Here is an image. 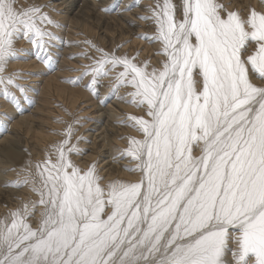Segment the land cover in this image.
I'll use <instances>...</instances> for the list:
<instances>
[{
  "label": "snow or ice",
  "instance_id": "6c2138e0",
  "mask_svg": "<svg viewBox=\"0 0 264 264\" xmlns=\"http://www.w3.org/2000/svg\"><path fill=\"white\" fill-rule=\"evenodd\" d=\"M46 6L0 0V96L17 112L33 101L18 82L24 74L7 71L29 53L16 42L56 68L62 38L52 29L62 25ZM147 8L139 18L155 30L138 35L160 45L156 65L84 41L99 55L79 53L90 63L65 78L89 77L84 87L96 96L103 77L108 95L131 89L118 98L141 114L121 122L139 135L119 155L139 175L101 183L95 161L72 158L86 138L76 135L80 120L67 122L44 158L9 182L37 199L0 217V264H264V8L222 0ZM9 119L0 112V128Z\"/></svg>",
  "mask_w": 264,
  "mask_h": 264
},
{
  "label": "bare ground",
  "instance_id": "6f19581e",
  "mask_svg": "<svg viewBox=\"0 0 264 264\" xmlns=\"http://www.w3.org/2000/svg\"><path fill=\"white\" fill-rule=\"evenodd\" d=\"M54 1L55 0H18V6L27 7L33 4L47 5L43 8V11L47 12L53 19L59 21L62 25L61 28L52 30L56 31L62 38L60 47L64 44V50L71 49L72 51L74 49L76 50L77 48L80 49L79 43L81 44L82 40L85 38V40H89V38L92 39L93 37L95 38V33L98 31V28H101V30L103 29V32H108L110 35L111 31H109V29L112 27L110 26L111 22L112 25L116 26V29L112 28L113 31L111 34L113 37L112 39L110 38L111 40H109L111 43H113L115 41L113 38L117 36L118 32H116V30L120 31L122 26L120 23H118L117 19H119L121 23H123V26L125 28L127 27V29L130 28H128L126 23H129L131 26H134L136 23V30L133 33L134 37L139 36L138 34L140 33H147L148 35H151L155 30L154 24L151 20H143L139 18L141 15H150L147 6L154 5L155 0H142L141 4L135 8V10L133 9V12H135L134 14H138L136 16L137 20L135 23L133 22L135 20V15H128L132 12V10L130 13L127 12L128 14H124V12L121 13L122 10L125 9L123 6L130 4L129 0H122L123 2L121 6H118L119 9L117 7L119 10L118 12L121 14L116 17L117 19L110 15L111 17L109 16L110 19L108 22H104V18L106 17H101V12L100 15L99 13H94L95 10L93 9V6H96V4L98 5L100 2L101 6L102 4L105 6L106 3L108 4V2L111 0H57L59 3H55ZM175 2L179 3V0H175ZM222 2L229 8L232 6L243 7L247 5L256 7L257 9L264 8V3H262L261 0H222ZM49 3L55 4H50L52 6L51 7ZM74 5L78 8L74 14H71L72 16L70 17L66 13L69 10L72 11ZM56 6H58V8L61 6L64 9L63 14H61V12H57L55 8ZM89 6L93 10H91ZM53 9L55 10L53 11ZM124 11L126 12V10ZM124 21L127 22L125 23ZM119 24L121 26H119ZM127 29H121L119 32L120 36L123 33L122 31L124 30V32H126ZM127 36L129 38L132 37L129 35ZM97 37L98 36H96V40ZM105 37L106 36H103L104 39L102 38L100 45L106 42ZM142 40L144 39L140 37L138 38V41ZM74 41H78V44L76 42L73 43ZM91 41L93 42V40ZM118 41H120V39ZM118 41L116 40V42ZM148 43L149 40L147 39L143 41V44L141 45L142 47H139L137 51L138 55L135 53L136 60L138 62L148 60L151 65H156L157 62L162 58L159 54L160 45L155 42H150V47L153 50V53L147 55L148 51L146 48ZM131 44H133V46L137 45L136 41L134 40ZM16 46L17 48L21 47V49H28L29 53H27V56L25 55L24 57H27L31 61L27 60V62H25L26 60L22 61L21 59H16L14 61L10 60L7 66V71L11 72L14 70H19L22 74H24V78L21 79L23 82L27 79H31L30 81H33L32 79H34L35 83L29 86L28 94L32 101L36 100L37 102L35 103L36 105L32 103L35 105L34 107L32 106V111L35 112L31 113V115H28L26 112L28 115L26 116V114L22 115V111H19L20 113L17 112L13 105L8 103L2 96H0V112H7L11 117L16 118L15 120L11 118L7 121L6 133L0 139V217L8 212V210L17 207L23 200L37 199L36 194L32 192L29 186L25 185L23 187H15L9 182L22 179L26 175L29 161L34 163L44 158L45 152L49 145L61 139L59 133L65 128L66 123L75 121V118L72 116V112L74 109L79 107L83 114L86 115L89 113L93 116H91L90 122H88V120L83 121L84 125L82 126H84V130H81L83 129L81 125H78V127L76 126V135H81L86 139L81 140L79 143L80 148L84 149L83 154L79 156L73 155L72 158L81 167H85L95 161L98 174L103 177L101 183H107L109 180L117 178L122 180H135L139 173H130L124 167L125 165H130L134 162L127 157L121 158L119 155L121 150L127 146V137L139 135L135 129L129 127L127 124L124 125V123L121 122L125 119L126 114H141V109L136 108L133 104L126 103L118 98L119 95H125L127 92H130L131 89L125 87L119 88L117 94L113 95V100L111 101L113 105H110L109 103L106 107H104L102 106L103 104L101 103V100L110 86H108L107 83H102V86H100L98 89L100 91L99 99L95 102L92 101L93 103L91 104L80 106L81 102L87 103L94 99L88 97V89L83 88L80 90L76 89V87H68L65 85L67 70L66 66L64 65V59L61 52V57L58 56L57 58V64L55 68L56 71H48L42 62L37 60L34 55L30 54L32 46L24 38L19 39L16 42ZM134 52V48L130 49L127 46L122 47V45L120 51H118L120 55L127 53L129 56H133ZM96 54L99 55L97 52ZM28 73L33 74L28 75ZM36 78H39V82ZM87 79L89 80V77H84L85 81ZM85 81H83V85L85 84ZM28 104L29 103L22 104V110L28 109V111L30 110L29 112H31V109L26 108L28 107ZM93 106H96V108L93 109ZM2 129L3 128H0V134L3 133V131L1 132ZM22 142L28 146L27 151L23 153L21 150H16V148L20 147L19 143L21 144ZM13 146H16L13 148L15 150L7 149L3 152L6 147L10 148ZM86 148L91 149L90 153L85 154ZM129 160L132 163L128 164L127 161ZM37 214H39V208L37 209Z\"/></svg>",
  "mask_w": 264,
  "mask_h": 264
},
{
  "label": "rangeland",
  "instance_id": "374dc122",
  "mask_svg": "<svg viewBox=\"0 0 264 264\" xmlns=\"http://www.w3.org/2000/svg\"><path fill=\"white\" fill-rule=\"evenodd\" d=\"M111 1H113V2H111ZM111 1H109L108 2V4L106 3V5L105 6H107V7H105L104 6V4H102V6H101V2L97 5L96 4V6L94 5L93 7V9L95 10V12L94 13H99V15H100V12H101V17H106V18H104V22L105 21H109V19H110V17L112 16V17H114V18H116L117 16H119L121 13H123L124 12V14H128V13H130V11L132 10V12L130 13V14H128V15H133L135 12H133L134 10H135V8H137L140 4H141V2H142V0H129V5H132L130 8H128L127 10H126V12L124 11V10H122V12L120 13V12H118L119 10V7L118 6H121V4H122V2L124 1H122V0H115V2H114V0H111ZM55 3L56 2H58L57 0H55L54 1ZM120 2V3H119ZM55 3H49V5L51 4H55ZM59 3V2H58ZM57 3V4H58ZM111 3V4H110ZM92 4V3H91ZM116 4V5H115ZM120 4V5H119ZM50 5V6H51ZM93 5V4H92ZM127 5V4H126ZM126 5H124V6H126ZM98 6H100V7H98ZM112 6V7H111ZM123 6V8H125ZM52 7V6H51ZM53 7H54V5H53ZM90 7V6H89ZM98 7V8H97ZM104 7V8H103ZM111 7V9H113V10H111V11H106V12H104V10H101V9H105V8H110ZM117 7H118V9H117ZM56 8V10H57V12H61V14H63V12H64V9L60 6V8H58V6H56L55 7ZM77 6H75L74 5V8L72 9V11H68L66 14H68V16H72L71 14H74L75 12H76V10H77ZM101 8V9H100ZM90 9L91 10H93L91 7H90ZM130 9V10H129ZM134 9V10H133ZM98 10H100V11H97ZM117 10V11H116ZM129 10V11H128ZM88 11V10H87ZM103 11V12H102ZM128 12V13H127ZM102 13H103V15H102ZM109 13V14H108ZM70 14V15H69ZM107 14H108V19H107ZM116 16H115V15ZM111 15V16H110ZM135 15V16H134ZM133 16H134V23H135V21L137 20L136 19V16L138 15V14H134ZM110 16V17H109ZM117 19V18H116ZM118 20V23H120L122 26H123V23H121V21L119 20V19H117ZM125 23L127 22V21H124ZM133 23V24H134ZM119 24V26H121ZM126 25L128 26V28H130V29H127V27L125 28L124 26H123V28H122V26H121V29H127L126 30V32H124V30L122 31L123 33H122V35L120 36V34H119V32L121 31V29H120V31L119 30H116V32H117V36L116 37H114L113 38V40H115L113 43H111V41H109V40H111L112 39V37H113V35L111 34V32L113 31L112 30V28H114V29H116V26H114V25H112V22L110 23V26H112L110 29H109V31H111L110 32V35H109V33L107 32V33H105V32H103V29L101 30V28H98V31L95 33V38L93 37L92 39H90L89 38V40H82V45L79 43V45H80V49H74V50H72L71 51V49H66V50H64L65 48H63V45L60 47V45H61V42H59V47L57 48V52H58V54L61 52L62 53V57H63V59H64V65L66 66V70H67V73H66V78H68V77H76V76H78L79 75V71H72V69H78V70H82L83 69V67H84V65H86V64H88V63H90V60L88 59V60H86L87 58L85 57V56H81V55H79V53H81V52H84V51H87V52H89V54L91 55V56H98L97 54H96V52H95V50L93 49V52H92V48L90 49V47L87 45V44H85L84 43V41H91V40H93V43L94 44H96V45H98L99 47H103V49H105L106 51H111L112 49H116V54L117 55H120L119 53H118V51H120V48H121V45H122V47H125V46H127L128 48H130V49H132V48H134V50H135V52L133 53V56H135L136 57V54L135 53H137V55H138V49H139V47H142L141 45L143 44V41H145V39L144 40H142V41H138V38H139V36H137V37H134L133 35V33H134V31L136 30V23L134 24V26H131L129 23L127 24L126 23ZM131 26V27H130ZM135 27V28H134ZM134 29V30H133ZM128 30H130V31H128ZM133 30V31H132ZM102 33V35H101V33ZM106 34V35H105ZM129 35V36H132V37H134V38H132V37H128L127 35ZM130 34H132V35H130ZM125 35V36H124ZM96 36H98L97 37V40H96ZM102 36V37H101ZM103 36H106L105 37V40H106V42H104V43H102L101 45H100V43L102 42V38H103ZM124 36V37H123ZM117 37H119V38H117ZM121 37V38H120ZM124 39H123V38ZM111 38V39H110ZM104 39V38H103ZM120 39V41H118ZM123 39V40H122ZM116 40L118 41V42H116ZM121 40H122V43H121ZM127 40V41H126ZM136 41V43H137V45L136 46H133V44H131L132 43V41ZM77 43L78 44V41H74L73 43ZM92 42V41H91ZM125 43V44H124ZM140 43V44H139ZM108 44V45H107ZM127 44V45H126ZM129 44V45H128ZM138 44H139V46H138ZM150 42L148 43V46H147V48H146V50L148 51L147 52V55H149L150 53H153V50L151 49V47H150ZM72 45H74V44H72ZM117 45H119V47L117 48L116 46ZM124 45V46H123ZM65 46V45H64ZM17 47V46H16ZM101 47V48H102ZM106 47V48H105ZM111 47V48H110ZM18 48H21V47H18ZM88 50H87V49ZM63 49V50H62ZM89 49H90V51H89ZM61 53L58 55L59 57H61L60 55H61ZM22 54V57H24L25 55L27 56V53H21ZM96 54V55H95ZM30 59H32V58H30ZM16 60V59H15ZM22 61H25V62H27V60L28 61H31V60H29L27 57H24V58H22L21 59ZM20 60V61H21ZM11 61H14V60H11ZM53 71H56V69L55 70H53ZM117 71H119V69H117ZM52 73V72H51ZM104 78V79H103ZM102 79H101V84L99 85V88H100V86H102V83H107L108 84V86H110V83H111V80H109V77H103ZM37 79V81L39 82V78H36ZM105 79H107V80H105ZM31 79H27V80H24V82L23 81H21V80H19L18 82L19 83H21V84H24V85H26L27 87H28V89H29V86H31V85H33L35 82H34V79H32L33 81H30ZM88 80V79H87ZM85 81L84 79L80 82V84H76V85H74V84H72V83H68L67 81H65V85L66 86H68V87H76V89H87L86 87H84V85L82 84L83 83V81H85L84 83H86V82H88V81ZM27 81H29V82H27ZM36 81V80H35ZM108 81V82H107ZM110 82V83H109ZM109 91H110V87L108 88V90L106 91V93L104 94V96L102 97V100H101V103L103 104L102 106H104V107H106L109 103H110V105H113L112 103H111V101L113 100V95H108L109 94ZM100 92V91H99ZM28 93H29V91H28ZM34 93H35V91H34ZM29 95V94H28ZM88 97H90V98H93L94 100H91V102H87V103H85V102H81L80 103V106H83V105H85V104H91V103H93L92 101H96V100H98L99 99V95L98 96H96V95H94L92 92H90L89 91V93H88ZM37 101L36 100H33V104H35ZM27 104V103H26ZM32 103L31 104H28L27 106L28 107H26V108H29V109H31V112H29L28 111V109H26V110H22V115H24V114H26V112H27V114L28 115H31V113H34L32 110H33V107L36 105H33ZM33 106V107H32ZM52 107V106H51ZM89 107V106H88ZM93 109H95L96 108V106H93L92 107ZM101 108V107H100ZM29 112V113H28ZM75 112H77V113H75ZM20 113V112H19ZM26 114V116H28ZM37 114V113H36ZM34 115V114H33ZM72 116L75 118V120H80V123L78 124V125H81V127H83V129H81V130H84V126H82V125H84V122L83 121H85V120H88V122H90V120H91V116H93V115H90L89 113H87L86 115L85 114H83V112L82 111H80V107L79 108H77V109H74L73 110V112H72ZM87 118V119H82V118ZM13 120H15L16 118H13V117H11ZM93 122V121H92ZM78 125H76L77 127H78ZM124 125H126V123H124ZM3 131V133H1L0 134V139L3 137V135H5V133H6V129H2L1 130V132ZM5 131V132H4ZM20 146V147H19ZM19 148H16V150L18 149L19 151L21 150V152L23 153V152H26L27 151V145H25L23 142L20 144L19 143ZM14 147H16V146H13V147H10V148H8V147H6L4 150H3V152L5 151V150H15V149H13ZM24 149H26V150H24ZM90 148H86L85 149V154L86 153H90ZM0 151H1V149H0ZM79 156V155H78ZM128 162V164H130V163H132L130 160L129 161H127Z\"/></svg>",
  "mask_w": 264,
  "mask_h": 264
}]
</instances>
